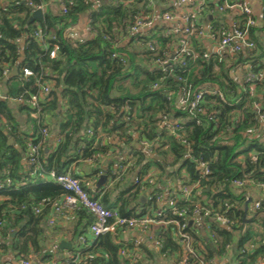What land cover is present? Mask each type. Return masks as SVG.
Masks as SVG:
<instances>
[{
	"label": "trees",
	"instance_id": "trees-1",
	"mask_svg": "<svg viewBox=\"0 0 264 264\" xmlns=\"http://www.w3.org/2000/svg\"><path fill=\"white\" fill-rule=\"evenodd\" d=\"M28 1L49 2L0 0V94L6 95L0 98V120L8 122L0 127V180H11L7 190L0 191V264H20L31 254L37 255L33 264L65 261L67 254L79 255L77 262L69 264H144L137 256L134 263L120 254L125 249L135 255L133 245L118 238L123 229L116 234L89 235L94 219L83 208L74 209L77 221L71 228L47 225L55 203L69 191L45 181V172L63 173L70 162L97 158L109 146L103 139L111 136L131 149L133 162L122 179L130 174L132 180L110 206L105 205L108 195L101 201L121 216L169 222L160 225L165 231L158 237L162 254L175 255L176 262L182 259L175 223L180 222L186 223L195 250L207 262L222 256L232 244L238 264H255L264 258V232L253 223H244L249 190L264 183V138L257 131L260 122L255 105L264 109V82L253 87L244 77L231 74L239 64L245 66L244 75L248 67L255 73L264 68V22L250 27L256 43L253 51L210 52L195 35L191 39L194 57L180 54V33L166 25L155 23L143 32H131L138 16L155 19L151 0H62L66 12L58 5L57 10L49 7L43 20L32 21ZM83 16L89 18L90 34H71ZM37 30L45 34L47 44L58 42L56 58L51 59L45 45L34 37ZM150 43L156 47L154 52ZM165 59L169 61L162 67L158 60ZM14 67L19 74L5 81V69ZM24 67L32 69L34 76L24 77ZM41 77L50 80L53 90L37 119L31 117L30 105H14L13 100L37 92ZM182 87L191 90L192 96L204 92L202 111L190 115L187 108L178 106ZM16 112L27 113L30 132H22L20 123L14 122ZM164 115L181 126L175 134L160 127ZM44 127L59 138L52 153L45 152L49 140L41 133ZM8 135L14 136L18 147L8 143ZM142 138L155 142L152 152L138 146ZM29 144L40 145L39 164L30 169L23 164ZM200 161L208 165L209 173L204 174ZM165 194L168 201L161 206L159 199ZM40 203L42 211L36 213L34 208ZM203 207L212 215L204 218L208 239L201 238L191 224L202 216L195 210ZM263 208L261 201L259 209ZM224 218L227 226L221 223ZM62 231L75 243L71 249L54 248ZM6 254H12L13 260L3 261Z\"/></svg>",
	"mask_w": 264,
	"mask_h": 264
},
{
	"label": "built area",
	"instance_id": "built-area-1",
	"mask_svg": "<svg viewBox=\"0 0 264 264\" xmlns=\"http://www.w3.org/2000/svg\"><path fill=\"white\" fill-rule=\"evenodd\" d=\"M182 3H191L192 0H180ZM60 9L66 12V6L62 0H57ZM100 0L97 1L99 3ZM28 5L32 8V10H46L49 8V2H42L40 4H35L32 1L27 2ZM219 9L223 12L233 11L235 9H239L241 11V19H236L231 28L225 29L223 31L213 30L210 28L207 32L204 28L197 27L194 22V13H185L181 16H178L173 13H165L159 16V20L163 23H175V27L173 28L174 32L180 33L179 38V50L180 54H186L188 56H194L195 53L191 48V39L193 36L203 37L207 36L210 39L214 40L218 44V53H237L241 51L251 52L255 49L256 43L251 39L249 31L251 26H255L257 24L256 18L253 15L251 8L244 2L232 1V0H218ZM156 20H145L141 17H137L134 24L131 27V32H143L148 28L152 27ZM223 29V28H222ZM34 37H36L41 43H43L48 50L49 57L54 59L58 55L59 45L58 42H55L53 45L48 43L45 38V34L41 30H37L34 32ZM54 38V37H52ZM55 39V38H54ZM82 41V40H81ZM18 43L23 42L22 39L17 40ZM150 51L154 52L156 47L150 43L149 45ZM205 56H209L208 53H205ZM175 56H172L174 59ZM169 60H158V63L165 67L166 63ZM264 63V61H263ZM246 74L244 75L245 82L250 83L253 87L258 82H264V68L255 73L251 67H248ZM11 71L7 68L4 71L5 77H8ZM22 75L24 77L34 76V72L32 69L28 67H24L22 69ZM38 91L31 94L29 98H15L14 100L17 103H26L31 106L34 111L31 113L33 118H40L42 115V104L47 102L48 97L53 90V85L49 79L39 78L37 80ZM204 92H196L192 96V91L182 87L178 92V100L177 104L179 107L187 108V111L190 115H195L197 112L203 110L201 107L204 101ZM5 98L6 96H1ZM259 110L258 120L260 122V126L257 131H260L264 138V109L261 107L259 103L255 104ZM160 127L166 128L172 134L176 133V128H180L181 126L177 123L170 121V118L167 115L162 116L160 120ZM91 132V131H90ZM44 138L49 136V129L44 127L41 131ZM59 141V138H58ZM186 143L185 140H183ZM153 141H148L146 138H142L139 140V145L143 147L145 151L152 152ZM39 147L33 144H29V148L27 151V168L30 169L32 166H35L38 163L39 158ZM257 157L253 156V160L256 161ZM133 156L130 157L122 164L120 167L113 172V178L119 179L123 176L125 171L132 165ZM38 166V165H37ZM199 167L203 170L204 174L209 173L208 165L205 162L200 161ZM45 181H54L62 185V187L69 191V193L65 194L61 201L62 203H55L54 214L47 220V225L49 227H53L56 224V214H59L63 211L64 208L69 207L70 209H79L83 208L87 210L93 217L94 221L91 224L89 230L94 237L101 236L107 233L116 234L120 229H141L142 231H149L152 225H166L169 222L164 220H158L153 217H142V218H134V217H126L121 216L115 209H110L106 207L99 196L93 195L90 193L86 184L79 178L74 176L71 172H63L58 173L55 169H50L44 174ZM25 184V183H23ZM237 185H242L243 181H236ZM11 185V180L7 179L5 182L0 180V191L7 190L5 187H9ZM261 191L264 193V183L259 184ZM188 193L189 190H186ZM172 201V200H171ZM42 203L38 204L34 210L36 213H40L42 211ZM256 208H260L261 200L255 202L254 205ZM195 214L202 215V217H212L211 212L207 208H197L195 210ZM215 217H219V214L216 213ZM223 221L228 223V219L224 218ZM174 222V221H172ZM178 225V233L180 236V241L182 242L185 248V254L183 258L180 260L179 264H206L205 259L198 253L192 242L191 235L188 231H186V223L181 224L180 222H175ZM0 227H2V223L0 222ZM157 244L160 246V242L157 241ZM60 243H56L54 248H57ZM120 254L122 256H127L132 259L134 263L137 262L136 255L131 254L129 251L125 249L121 250ZM69 259L60 262H54L53 264H69L70 262H77L79 259V255L67 254ZM37 259V255L31 254L28 258L20 261V264H33V261ZM85 264H90L86 262ZM255 264H264V258L258 261Z\"/></svg>",
	"mask_w": 264,
	"mask_h": 264
},
{
	"label": "crops",
	"instance_id": "crops-1",
	"mask_svg": "<svg viewBox=\"0 0 264 264\" xmlns=\"http://www.w3.org/2000/svg\"><path fill=\"white\" fill-rule=\"evenodd\" d=\"M237 1L244 2L251 8L253 15L255 16L257 21L256 25H261L264 22V0ZM57 3V0H49V7H51V9L53 10H57ZM151 6L154 9V16L156 20L155 23L166 25L171 29L175 27V23H163L159 20V16L161 15V13L163 11H168L169 9L172 10L170 11L171 13L176 14L178 16H181L188 12H193L194 20H196L197 23L201 24L206 32L213 26H216V29L219 30L222 28H231L235 20L241 17V11L239 9L227 12L221 11L218 6V0H192L190 4H184L180 0H151ZM71 29L72 30L70 33L73 35L76 34L79 37H84L88 35V33L90 34L88 16H83L81 18V21L75 27L73 26ZM262 38V40L264 41V35ZM201 42L203 43L204 47L209 49L210 52H219L217 42L210 39L209 37H201ZM244 52L247 53V51ZM244 67L245 66H242V64L233 67L231 69V74L236 78L243 79V71L245 69ZM11 72L9 74H11ZM0 95L6 96L4 92H1ZM0 98L2 99V97ZM13 104L17 105L18 103L13 100ZM15 121L20 123L19 126L22 132H30V130L32 129V125H30V119L28 118L26 112H16L14 122ZM56 121L57 118L53 117L52 123H56ZM4 124L7 126L8 122L4 119L0 120V127ZM8 128L10 127L8 126ZM47 138L49 142L48 146H45V152L52 153L56 150L58 146V135L55 131H52L49 133V136ZM102 142L103 144L109 146L105 149V151H102L100 154H98L97 158L88 160L79 159L77 161L70 162L66 167V172L69 171L76 177H79L86 184L90 193L99 196L100 199L103 198L104 195H108V199L105 205L110 206L118 199V196L121 191L126 190L128 186L131 185L130 182L132 179L130 178V174H126L124 176V179H122V176L121 178L116 180L112 177V175L113 172L117 170L120 165H122L130 157V155H132V153L129 147L123 145L124 143L122 140H119L114 136L105 137ZM8 143L17 145L15 142V138L12 135H8ZM138 146L140 147L139 143ZM63 160H66V158L63 157ZM23 164L27 165V158L24 159ZM103 175L107 176V181L100 184L99 181ZM119 183V187L115 188V186ZM249 195L250 197L247 199V201L250 199L251 201L247 210H245L244 206V223H253L255 224L259 232H264V208L259 209L254 206L256 201H264V193L261 191L260 188L253 187L249 190ZM141 196L142 199L145 200V197L143 195ZM61 199L62 197L58 199L56 203L61 204ZM167 201V195H161V198L159 199V204L163 206L167 203ZM73 211L74 209L66 207L61 213L56 214V224H59L60 227L64 230H66V228H71L73 224H75L77 221V219L74 217ZM53 214L54 212L51 213L48 218H50ZM221 223H224L223 225L227 226L224 221H222ZM191 224L195 225L201 238L208 239L210 237L209 232H207L208 228L205 225L204 217L199 216L198 218L194 219ZM164 232V229L160 225H152L149 231L147 232L142 231L141 229H123L119 232L118 238L120 241L131 243L133 245V252L140 260H142L144 264H179L181 259L176 262L177 257L175 255L171 254L170 256H168L169 253L164 255L160 252V246L157 244V241L158 237H160V235ZM90 234L91 232H89V235ZM238 234L239 233H237L236 236H238ZM15 235L16 233L12 234L13 237ZM67 235L68 232L62 231L61 235L59 236V241L61 242L62 240H67L69 242H73V240H71L70 237H67ZM200 240L201 242H199V244H202L200 246L204 249L202 239ZM180 244L183 249V258L185 254V248L181 241ZM234 255L235 246L233 247L232 244L230 245V247H227V251L222 256H217L214 259L205 262L206 264H238L235 260ZM2 260L11 261L13 260V256L12 254H6L2 257Z\"/></svg>",
	"mask_w": 264,
	"mask_h": 264
},
{
	"label": "water",
	"instance_id": "water-1",
	"mask_svg": "<svg viewBox=\"0 0 264 264\" xmlns=\"http://www.w3.org/2000/svg\"><path fill=\"white\" fill-rule=\"evenodd\" d=\"M44 16H45V12L43 10H33V13H32V16H31V21L32 20H35V19H39V20H43L44 19ZM19 74V69L17 67H14L11 74L5 78V81H7L8 79H10L12 76H16ZM107 181V176L106 175H103L99 181L100 184L104 183ZM208 190V189H207ZM251 199L248 200L246 203H245V210L248 209L249 207V203H250ZM74 246V242H69L67 240H62L60 242V248L61 249H71L72 247Z\"/></svg>",
	"mask_w": 264,
	"mask_h": 264
}]
</instances>
